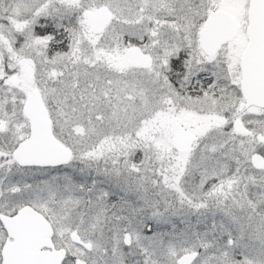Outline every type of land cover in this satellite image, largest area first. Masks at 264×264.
Masks as SVG:
<instances>
[{
	"label": "snow or ice",
	"instance_id": "snow-or-ice-1",
	"mask_svg": "<svg viewBox=\"0 0 264 264\" xmlns=\"http://www.w3.org/2000/svg\"><path fill=\"white\" fill-rule=\"evenodd\" d=\"M0 264H264V0H0Z\"/></svg>",
	"mask_w": 264,
	"mask_h": 264
}]
</instances>
